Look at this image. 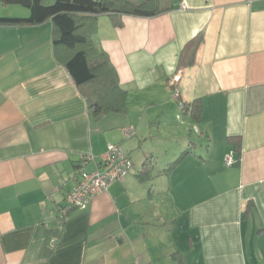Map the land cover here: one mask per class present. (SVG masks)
<instances>
[{
  "label": "crops",
  "instance_id": "crops-1",
  "mask_svg": "<svg viewBox=\"0 0 264 264\" xmlns=\"http://www.w3.org/2000/svg\"><path fill=\"white\" fill-rule=\"evenodd\" d=\"M10 6L0 0V19L30 16ZM55 36L51 21L0 23V264H264V0L95 17L127 92L125 110L100 117ZM111 144L132 170L63 221Z\"/></svg>",
  "mask_w": 264,
  "mask_h": 264
},
{
  "label": "trees",
  "instance_id": "trees-1",
  "mask_svg": "<svg viewBox=\"0 0 264 264\" xmlns=\"http://www.w3.org/2000/svg\"><path fill=\"white\" fill-rule=\"evenodd\" d=\"M2 1L7 5L27 8L30 16L28 18H2L0 23L37 25L46 21L52 22L56 35L54 41L57 52L61 49L70 53L71 57L66 66L76 84L82 88L90 108L99 117L111 111L125 110L127 92L120 87L117 71L111 64L109 56L99 49L97 41L93 37L95 17L111 15L117 19L121 14L143 17L157 16L166 11L168 6V0H56L53 4L46 2L48 0ZM201 40L200 37H197L185 47L180 60L181 68L191 66L195 62ZM172 88L176 90V84L172 85ZM192 105L197 108V101ZM187 108V105L182 104L181 112L184 113ZM131 127L135 129L134 135L124 138V140L135 137L136 127L133 125ZM124 153L132 161L129 153L126 151ZM84 158L82 159L86 161ZM151 161V157L146 159L143 175H149L148 168ZM75 209L78 208L70 207L65 203L60 211L62 220L67 221Z\"/></svg>",
  "mask_w": 264,
  "mask_h": 264
},
{
  "label": "built area",
  "instance_id": "built-area-1",
  "mask_svg": "<svg viewBox=\"0 0 264 264\" xmlns=\"http://www.w3.org/2000/svg\"><path fill=\"white\" fill-rule=\"evenodd\" d=\"M134 133L135 129L131 126L122 129L124 138H130ZM100 160L101 170L84 172L77 186L67 194L66 205L78 209L86 208L95 196L108 191L115 182L133 168L132 161L117 144L109 145L107 152L100 157ZM84 162L87 163V159ZM232 162V157H229L225 165L231 167Z\"/></svg>",
  "mask_w": 264,
  "mask_h": 264
},
{
  "label": "rangeland",
  "instance_id": "rangeland-1",
  "mask_svg": "<svg viewBox=\"0 0 264 264\" xmlns=\"http://www.w3.org/2000/svg\"><path fill=\"white\" fill-rule=\"evenodd\" d=\"M56 0H48V1H46V2H49V4H53L54 2H55ZM10 7H16V9H19V11L21 10V9H23L21 6H10ZM182 117V116H181ZM182 120V119H181ZM154 146V145H153ZM166 146H171V145H169V144H166L164 147H166ZM174 147H175V145H173ZM154 148V147H153ZM135 152V151H134ZM134 152H132L133 153V155H134ZM162 159V158H161ZM163 160V159H162ZM157 162H160V159H159V157L157 158Z\"/></svg>",
  "mask_w": 264,
  "mask_h": 264
}]
</instances>
